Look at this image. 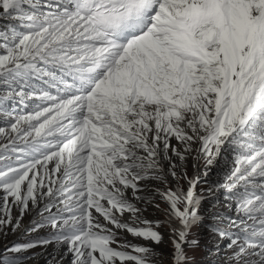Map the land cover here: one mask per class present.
<instances>
[{
    "label": "snow or ice",
    "instance_id": "obj_1",
    "mask_svg": "<svg viewBox=\"0 0 264 264\" xmlns=\"http://www.w3.org/2000/svg\"><path fill=\"white\" fill-rule=\"evenodd\" d=\"M24 233L0 264H264V0H0Z\"/></svg>",
    "mask_w": 264,
    "mask_h": 264
},
{
    "label": "rangeland",
    "instance_id": "obj_2",
    "mask_svg": "<svg viewBox=\"0 0 264 264\" xmlns=\"http://www.w3.org/2000/svg\"><path fill=\"white\" fill-rule=\"evenodd\" d=\"M191 171V169H189ZM211 179H216V175L215 173H213ZM151 211V210H150ZM152 215H155V213H152ZM29 223L28 218L26 217L24 220V224L25 226H27ZM26 238V233L24 234H17V235H13V234H9L8 236V240L7 241H0V247L3 246V244L8 243V242H12L15 243L19 240L25 239ZM37 253H42V255L38 256L37 258L29 261V264H47V260L50 258L49 253L54 254L53 252V248L49 247L48 249H36L35 250ZM195 256L196 259H200L199 253H194L193 254Z\"/></svg>",
    "mask_w": 264,
    "mask_h": 264
}]
</instances>
